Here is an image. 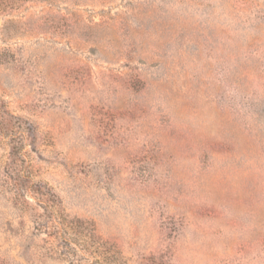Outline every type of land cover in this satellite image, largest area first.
Returning a JSON list of instances; mask_svg holds the SVG:
<instances>
[{
	"label": "rangeland",
	"instance_id": "obj_1",
	"mask_svg": "<svg viewBox=\"0 0 264 264\" xmlns=\"http://www.w3.org/2000/svg\"><path fill=\"white\" fill-rule=\"evenodd\" d=\"M0 99V264H264V0H0Z\"/></svg>",
	"mask_w": 264,
	"mask_h": 264
},
{
	"label": "trees",
	"instance_id": "obj_2",
	"mask_svg": "<svg viewBox=\"0 0 264 264\" xmlns=\"http://www.w3.org/2000/svg\"><path fill=\"white\" fill-rule=\"evenodd\" d=\"M32 127L23 122L19 117L14 115L8 108L3 100L0 99V133L9 137L12 145V157L18 163V178L23 180V186L26 188L28 194L33 196L40 202L46 203L50 208L51 202H54V195L50 189L45 188L40 184H35L30 179L27 171L25 148L28 144H33L34 138L32 134ZM19 183V181H18Z\"/></svg>",
	"mask_w": 264,
	"mask_h": 264
}]
</instances>
